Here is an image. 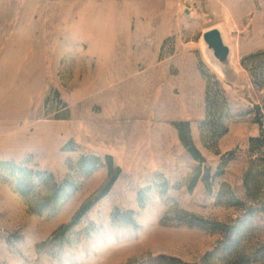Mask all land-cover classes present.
Masks as SVG:
<instances>
[{
  "label": "rangeland",
  "instance_id": "rangeland-1",
  "mask_svg": "<svg viewBox=\"0 0 264 264\" xmlns=\"http://www.w3.org/2000/svg\"><path fill=\"white\" fill-rule=\"evenodd\" d=\"M0 264H264V0H0Z\"/></svg>",
  "mask_w": 264,
  "mask_h": 264
},
{
  "label": "water",
  "instance_id": "water-1",
  "mask_svg": "<svg viewBox=\"0 0 264 264\" xmlns=\"http://www.w3.org/2000/svg\"><path fill=\"white\" fill-rule=\"evenodd\" d=\"M203 41L208 50L219 60L223 67L231 63V47L226 42L222 30L218 26H211L203 31Z\"/></svg>",
  "mask_w": 264,
  "mask_h": 264
},
{
  "label": "trees",
  "instance_id": "trees-1",
  "mask_svg": "<svg viewBox=\"0 0 264 264\" xmlns=\"http://www.w3.org/2000/svg\"><path fill=\"white\" fill-rule=\"evenodd\" d=\"M7 164L9 165V162H6V161H2V162H1V165H2V166H3V165H7ZM8 175H9V176H12V175H14V174H13V172L10 170V172H8ZM14 176H15V175H14ZM16 177H17V176H16ZM18 179H19V178H18ZM19 181H21V180H19ZM30 182H31L30 180H27V181H26V184H30ZM20 183H25V182H20ZM26 184H24V185H26ZM21 185H22V184L18 185V188L21 189V190L23 191L24 188H22ZM24 191H25V190H24ZM76 218H77V216L75 217V219H76ZM74 221H75V220H74ZM74 221H73V222H74ZM73 222H72V223H73ZM72 223H70V224H72ZM70 224H68V225H70Z\"/></svg>",
  "mask_w": 264,
  "mask_h": 264
},
{
  "label": "bare ground",
  "instance_id": "bare-ground-1",
  "mask_svg": "<svg viewBox=\"0 0 264 264\" xmlns=\"http://www.w3.org/2000/svg\"><path fill=\"white\" fill-rule=\"evenodd\" d=\"M204 45H205V43H204Z\"/></svg>",
  "mask_w": 264,
  "mask_h": 264
}]
</instances>
